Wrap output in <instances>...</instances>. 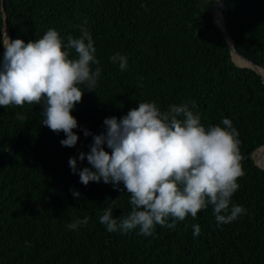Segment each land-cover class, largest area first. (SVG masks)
<instances>
[{
  "label": "trees",
  "instance_id": "16d2710c",
  "mask_svg": "<svg viewBox=\"0 0 264 264\" xmlns=\"http://www.w3.org/2000/svg\"><path fill=\"white\" fill-rule=\"evenodd\" d=\"M215 5V0H0V57L5 9L10 39L28 42L55 29L71 59L77 54L67 49V37L79 38L80 26L86 27L101 69L95 91L78 85L84 93L72 110L79 136L73 147L61 145L63 132L41 124L43 101L0 106V264H264V168L252 156L264 145V81L233 60L214 20ZM219 7L237 51L264 67V0H222ZM116 54L127 58L123 71L110 59ZM141 102H154L162 113L186 104L206 129L231 120L244 175L230 208L240 205L245 213L218 225L209 204L174 229L157 224L152 236L139 228L107 231L99 217L108 208L114 218L127 216L129 194L122 183L81 184L69 158H77L79 169L90 167L79 153L89 152L93 135L105 131L104 119L120 118ZM85 128L92 135L86 137ZM85 217L86 225L68 227ZM197 224L201 231L194 237Z\"/></svg>",
  "mask_w": 264,
  "mask_h": 264
},
{
  "label": "clouds",
  "instance_id": "9594fccd",
  "mask_svg": "<svg viewBox=\"0 0 264 264\" xmlns=\"http://www.w3.org/2000/svg\"><path fill=\"white\" fill-rule=\"evenodd\" d=\"M222 6V0H215ZM143 6V5H142ZM87 20L85 19V24ZM79 38L67 37V49H74L77 58H69L60 34L49 29L41 38L25 42L20 38L3 43L0 57V106L23 107L25 103L41 104L42 125L53 132H63L62 146L73 147L79 136L77 118L72 115L83 93L78 85L86 84L95 91L101 74L91 33L80 26ZM127 67V58L120 54L110 57ZM91 64L97 67L93 71ZM183 116V119L178 117ZM17 119L24 120L23 115ZM220 125L201 124L198 114L188 106H170L161 112L154 102H141L120 118L106 117L105 131L93 135L90 151L80 152L79 160L87 159L90 167H77V158H69V167L78 173L81 184L89 182L123 184L130 196L131 211L114 218L111 208L105 209L99 222L107 231L139 228L143 235L152 236L156 225L174 229L177 221L189 214L213 206L218 225L228 224L245 213L240 205L230 202L238 190V178L244 175L239 151L238 133L228 118ZM84 135H92L84 129ZM111 149L107 151L105 149ZM74 197L79 191L70 190ZM172 223H168V218ZM88 223V218L70 223V229ZM193 236L200 226L193 225Z\"/></svg>",
  "mask_w": 264,
  "mask_h": 264
},
{
  "label": "water",
  "instance_id": "95a60500",
  "mask_svg": "<svg viewBox=\"0 0 264 264\" xmlns=\"http://www.w3.org/2000/svg\"><path fill=\"white\" fill-rule=\"evenodd\" d=\"M218 12H220L221 15H222V18H223V24H219V23L216 21V14H217ZM4 13H5L4 43H5L6 40H7L8 38H10V34H9V28H8V24H7V16H6L5 9H4ZM214 20H215L216 25H217V26L223 31V33H224L226 39H227L228 42H229V46H230V49H231V54H232V58H233V60L236 62V60H235V57H236V58L247 59V60H249V61L251 62L250 65H241V64H238L237 62H236V64H238V65H240V66H243V67H250V68L254 69L255 71H257L259 74H261V72H260V70H259V67H261V66L258 65L253 59H251V58H249V57H247V56L242 55V54H241L240 52H238L237 49L235 48V46H234V41H233V39H232V37H231V35H230L228 29H227V26H226V19H225V17H224V14H223L222 10L220 9L218 3H216V5H215V7H214ZM262 68H264V67H262ZM261 76H262L263 81H264V77H263L262 74H261ZM257 150H258V151H259V150H264V145H262L261 147H259ZM254 152H256V151H254ZM254 152H253V154H252L253 157H254ZM254 158H255V162H256V164H258L260 167L264 168V166H261V165L258 163V159H257L256 157H254Z\"/></svg>",
  "mask_w": 264,
  "mask_h": 264
},
{
  "label": "bare ground",
  "instance_id": "6f19581e",
  "mask_svg": "<svg viewBox=\"0 0 264 264\" xmlns=\"http://www.w3.org/2000/svg\"><path fill=\"white\" fill-rule=\"evenodd\" d=\"M219 15H220V18H219V20H218V23L221 24V20H222L223 18H222V15H221L220 12H219ZM222 21H223V20H222ZM235 60H236L237 63H238V60L243 61L244 64H241V65H250V64H251L250 61H248V60H246V59H243V58H236V57H235ZM259 70H260L261 74H262L263 77H264V68L259 67ZM260 151L262 152L263 150H260ZM255 154H256V153H255ZM261 154H262V153H261ZM260 160H261V164H264V155H263L262 158H260Z\"/></svg>",
  "mask_w": 264,
  "mask_h": 264
},
{
  "label": "rangeland",
  "instance_id": "374dc122",
  "mask_svg": "<svg viewBox=\"0 0 264 264\" xmlns=\"http://www.w3.org/2000/svg\"><path fill=\"white\" fill-rule=\"evenodd\" d=\"M262 153V154H261ZM264 155V150L261 152L260 150H256V154L254 157H256L258 159V163L261 165V166H264V164H261V160L260 158H262Z\"/></svg>",
  "mask_w": 264,
  "mask_h": 264
}]
</instances>
